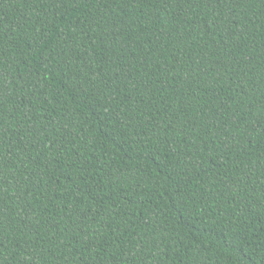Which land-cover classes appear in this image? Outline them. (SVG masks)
Returning <instances> with one entry per match:
<instances>
[{
  "label": "trees",
  "instance_id": "16d2710c",
  "mask_svg": "<svg viewBox=\"0 0 264 264\" xmlns=\"http://www.w3.org/2000/svg\"><path fill=\"white\" fill-rule=\"evenodd\" d=\"M0 264H264V0H0Z\"/></svg>",
  "mask_w": 264,
  "mask_h": 264
}]
</instances>
